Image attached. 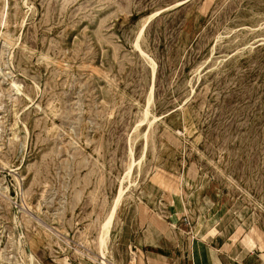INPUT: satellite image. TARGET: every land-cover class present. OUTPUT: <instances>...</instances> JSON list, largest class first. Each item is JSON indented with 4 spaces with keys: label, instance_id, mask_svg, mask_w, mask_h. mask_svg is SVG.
<instances>
[{
    "label": "rangeland",
    "instance_id": "1",
    "mask_svg": "<svg viewBox=\"0 0 264 264\" xmlns=\"http://www.w3.org/2000/svg\"><path fill=\"white\" fill-rule=\"evenodd\" d=\"M0 30L1 264H99L122 186L115 264H264V0H0Z\"/></svg>",
    "mask_w": 264,
    "mask_h": 264
},
{
    "label": "bare ground",
    "instance_id": "2",
    "mask_svg": "<svg viewBox=\"0 0 264 264\" xmlns=\"http://www.w3.org/2000/svg\"><path fill=\"white\" fill-rule=\"evenodd\" d=\"M137 38V37H136ZM0 40H4V41H8L9 40V35L7 34V32L6 31H4V30H0ZM11 41V40H10ZM9 41V42H10ZM7 46V45H6ZM138 47H139V45H138ZM141 49V48H140ZM7 51V50H6ZM141 51V50H140ZM85 67V66H84ZM92 68V67H91ZM93 70V69H92ZM13 79V78H12ZM153 80V79H152ZM14 81V80H13ZM15 83H17V82H15ZM22 85V84H21ZM15 87H16V89H18V91H19V86H18V84H15L14 85ZM22 87V86H21ZM20 92V91H19ZM22 92V91H21ZM17 93V92H16ZM17 96V95H16ZM14 97H15V95H14ZM151 100H149L148 102H150ZM151 103V102H150ZM27 106V105H26ZM1 107V106H0ZM147 110V109H146ZM145 110V111H146ZM147 112V111H146ZM149 115V114H148ZM156 118V117H155ZM156 121V120H155ZM141 125V124H140ZM149 129V128H148ZM178 129V128H177ZM148 131V130H147ZM143 140H144V138H143ZM147 145V144H146ZM1 147V146H0ZM145 149H146V147H145ZM146 151V150H145ZM145 153V152H144ZM133 157H134V155H133ZM88 161V160H87ZM86 161V162H87ZM137 161V160H136ZM141 162V161H140ZM135 163H137V162H135ZM132 165V164H131ZM130 167V166H129ZM131 169H133L132 168V166L130 167V170H129V172L131 171ZM126 170H128V169H126ZM132 172V171H131ZM130 172V173H131ZM127 174V172L125 173V175ZM131 176V175H130ZM124 179V176H123V178H122V180ZM121 180V181H122ZM124 182V181H123ZM123 182H121V183H123ZM22 186V185H21ZM128 187V186H127ZM128 189V188H127ZM22 190V189H21ZM124 193H125V188L122 186V187H120V189H119V191H118V193H117V196H116V199H115V202H114V205H113V207H112V209H111V212L109 213V215L107 216V218H106V220L103 222V224H102V226H101V234L99 235V237H98V253L96 254V255H91L90 257H92L93 259H95L96 261H98V263L99 264H115L114 262H112L110 259H109V256L107 255L110 251H109V249H108V239L110 238V231H111V226H112V223H113V220H114V218H115V214H116V212H117V210H118V207H119V205H120V203H121V200H122V198H123V196H124ZM78 195V194H77ZM76 195V196H77ZM78 199H80V198H78ZM128 206V205H127ZM138 206V205H137ZM145 211H146V208L145 207H143L142 206V213L144 214L145 213ZM255 214V212L253 213V215ZM145 215V214H144ZM244 214L243 213H239L238 214V217L236 218V220H235V225H236V227H244V225H243V223L240 221V219H244ZM250 217H251V215H250ZM254 217H255V215H254ZM252 218V217H251ZM210 222V221H209ZM20 223V222H19ZM199 225H201V223H199ZM251 226V225H250ZM50 228V227H49ZM199 228V227H198ZM245 228V227H244ZM200 229L201 228H199L198 229V231L200 232ZM208 229V228H207ZM206 229V230H207ZM56 230V229H55ZM171 230V229H170ZM53 231V230H52ZM222 231V230H221ZM220 231V232H221ZM243 231V230H242ZM237 232V231H236ZM240 232V231H239ZM56 233V232H55ZM99 233V232H98ZM181 233L182 234H185V231L184 230H182L181 231ZM246 233V232H245ZM250 233H252V235H253V230L252 231H250ZM235 234V233H234ZM188 235V234H187ZM199 235V234H198ZM240 235V234H239ZM251 235V234H250ZM201 236H204V234L202 233L201 234ZM231 236V235H230ZM237 237H238V235H236ZM249 238H250V240H251V238L253 237V236H248ZM194 238H195V236H194ZM199 238V237H198ZM21 239V238H20ZM62 239V238H61ZM254 239V238H253ZM64 240V239H63ZM110 240V239H109ZM229 240V239H228ZM242 240V242H244L245 244H251L250 242H248V240H246L245 241V238H243V237H241V238H237V239H235V241H233L232 242V247H237V243L239 242V241H241ZM261 244H262V242H260ZM1 252V251H0ZM21 257V256H20ZM30 260V259H29ZM131 261H130V263L129 264H137V258H135V256H134V253H132V255H131V259H130ZM253 260V259H252ZM63 262L64 263H66V264H68V260L66 259V258H64L63 259ZM253 262H256V261H253ZM252 262V263H253ZM1 264V263H0ZM244 264V263H243Z\"/></svg>",
    "mask_w": 264,
    "mask_h": 264
},
{
    "label": "crops",
    "instance_id": "3",
    "mask_svg": "<svg viewBox=\"0 0 264 264\" xmlns=\"http://www.w3.org/2000/svg\"><path fill=\"white\" fill-rule=\"evenodd\" d=\"M220 234L218 233V231L216 232V236ZM221 235V234H220ZM190 239V245L189 243H186L184 245V247L182 246V243H178L176 247V250H173L171 253L173 254V257L171 259H173V263H168L166 262L167 260H157V262L159 264H174L176 263V261H180V264H186L184 259H185V254L187 253V257H188V262L189 264H197L196 263V259H197V255H201L204 257V262L202 264H232L231 261H229V263H226L224 261V252L221 251L218 247V245L213 246L212 244H208L207 241H204V238H193V236H189L188 237ZM206 238H208V235L206 236ZM201 242H204V252L202 254L196 253L194 251V244L197 245ZM214 241V238H213ZM212 242V239H211ZM241 246V248H244V246H242V241L238 242ZM188 244V245H187ZM211 246V247H209ZM231 248L233 249L234 247L231 246ZM238 248V246L236 247V249ZM191 251V252H190ZM169 257V256H168ZM183 262V263H182ZM240 264H243V261H239Z\"/></svg>",
    "mask_w": 264,
    "mask_h": 264
}]
</instances>
